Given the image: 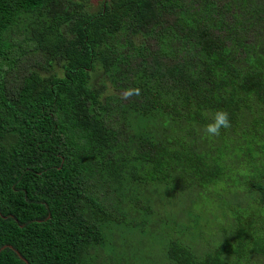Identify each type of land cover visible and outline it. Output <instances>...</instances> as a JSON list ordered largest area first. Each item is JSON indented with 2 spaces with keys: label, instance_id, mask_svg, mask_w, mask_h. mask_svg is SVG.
I'll list each match as a JSON object with an SVG mask.
<instances>
[{
  "label": "trees",
  "instance_id": "obj_1",
  "mask_svg": "<svg viewBox=\"0 0 264 264\" xmlns=\"http://www.w3.org/2000/svg\"><path fill=\"white\" fill-rule=\"evenodd\" d=\"M88 1L0 0V264H264V0Z\"/></svg>",
  "mask_w": 264,
  "mask_h": 264
},
{
  "label": "clouds",
  "instance_id": "obj_2",
  "mask_svg": "<svg viewBox=\"0 0 264 264\" xmlns=\"http://www.w3.org/2000/svg\"><path fill=\"white\" fill-rule=\"evenodd\" d=\"M124 97L131 98L139 96V88H128L124 92ZM231 126L230 116L226 110L218 109L210 117V122L204 126V134L209 138L218 137L222 129H228Z\"/></svg>",
  "mask_w": 264,
  "mask_h": 264
},
{
  "label": "rangeland",
  "instance_id": "obj_3",
  "mask_svg": "<svg viewBox=\"0 0 264 264\" xmlns=\"http://www.w3.org/2000/svg\"><path fill=\"white\" fill-rule=\"evenodd\" d=\"M104 0H89L88 3H87V10L90 11V12H97L100 7H101V3L103 2ZM100 75L99 76H95V81H94V86L95 88H98L100 90L101 86L102 85H99V82H100ZM111 89V88H110ZM112 90H107V92H111ZM106 92V94H108ZM161 262V260H156L152 263H149V264H159Z\"/></svg>",
  "mask_w": 264,
  "mask_h": 264
}]
</instances>
